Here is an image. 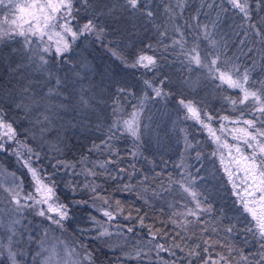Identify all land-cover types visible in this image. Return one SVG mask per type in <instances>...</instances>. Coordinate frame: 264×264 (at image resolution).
Instances as JSON below:
<instances>
[{
	"label": "snow or ice",
	"instance_id": "1",
	"mask_svg": "<svg viewBox=\"0 0 264 264\" xmlns=\"http://www.w3.org/2000/svg\"><path fill=\"white\" fill-rule=\"evenodd\" d=\"M225 2L232 10L241 14L247 27L264 44V17H261L258 23L252 22L253 5L250 0H220V12L227 11L222 7ZM160 3L164 4V13L169 14L171 19L174 12L183 14L187 0H177L175 8L166 0H160ZM214 5L216 0H208V8ZM159 7L160 4L154 3L153 0H0V10L7 13L0 19V153L11 149L12 155L17 157L27 174H30L32 188L31 191H25L23 180L17 177L15 172H0V176L4 177V182H0V190L6 194L5 198L10 205L8 216L13 217L7 222L0 217V229L6 232V235L0 237V264H35L38 257L41 258V264H76L72 260L75 249L68 250L63 247L62 254L60 246L63 242L57 240L56 243H50L49 239L53 225L63 230L65 221L71 218L69 205L62 202L57 195V183L53 176L60 168L67 171L75 168V165L55 160L52 173H47L42 165L35 166V162L41 160V153L19 139L20 133L17 127H14L17 121L10 118L9 113L14 111L18 115L23 114L24 119L32 115L29 123L38 130L41 139L55 130L58 123L61 127L67 124L68 127L99 129L101 122L97 110L102 103H107L105 97L108 96L112 100V115L115 117L121 111L120 97L131 93L128 88L119 86L116 82L114 92L109 95L108 89L114 81L113 69L94 63L95 58L90 60V53H85L89 46L95 45L103 48L125 68L153 72L158 70L164 56H157L158 49L153 45L147 44L139 50L134 48L129 59L124 54L120 41L125 34L131 35L149 27L155 28L161 37H165L167 32L161 30V26L156 23ZM262 8L264 0H255V10L260 11ZM220 12L217 13L218 17ZM192 20L194 26L201 30L203 38L208 40L214 49L217 48L220 42L211 39L209 25L200 23L199 14L194 15ZM176 31L180 39H173L171 47H180L184 57L181 63L185 65V70L191 72L200 69L208 79L218 82L217 88L238 90V99L225 97L234 109L238 105L248 106L251 119H244L243 112L241 117L235 120L228 116L219 117L220 120L234 125L242 124L227 129L228 135L235 141L230 144L227 139H222L221 135L217 134V129L213 128L211 123L213 116L202 109L197 101L183 93L177 95L175 101L178 108L184 112V118L200 124L216 144V150L211 155L218 158L236 202L242 212L251 218L253 224V227H248L245 231L252 233L259 248L264 250V80H253L248 68L241 71L235 63L229 66V61L222 60L219 52L205 51L202 56L199 45L186 49L184 33L180 31L179 26ZM244 35L247 36L248 33L245 32ZM243 43L244 41H241V44ZM81 44L84 45L83 48L80 47ZM223 46L227 47L226 42ZM168 47L164 46L165 53ZM248 51L253 49L249 48ZM169 82L167 76H162L157 83L144 80L143 83L146 88L151 89L153 97H149L145 92L139 106L133 107L130 119H113L107 127V138L102 140V145L112 150L114 146L110 142L117 138L116 132L122 128V134L132 137L138 147L144 131L149 129L148 125L142 126L140 119L145 102L154 98L167 100L173 96L171 91L165 90V85ZM183 83L189 88L196 86L189 81ZM66 116L70 119L65 120ZM225 131V124L221 123L219 132ZM31 138L35 139L36 133H32ZM11 142L16 144L14 149ZM185 144L186 148L192 147L186 136ZM100 149L101 145L93 144L91 150ZM56 150L59 151L58 148ZM137 154L132 153L133 156ZM196 158H201L200 152L196 153ZM111 162L109 160L107 163ZM107 163H101L99 167L106 169ZM84 174L93 177L97 175L92 169H87ZM175 183L179 186L180 193L193 203V207L186 206L184 212L176 213L181 219L172 220L171 223L187 234L190 226L206 225L208 222L201 217L204 213H211L213 208L207 202L208 198L204 192L197 187L195 178L178 180ZM84 187L96 193L99 186L85 184ZM127 188L126 185L125 190ZM96 198L103 200L105 205L109 203L106 197L99 194ZM116 206V212L103 210V216L107 218L105 222L90 217L96 227L102 229L98 232L97 239L113 235L104 223H111L117 215H123L119 200L116 201ZM2 211L3 209H0V212ZM29 215L32 216L31 221L28 220ZM189 217L192 219H188ZM124 219L132 220L134 217L129 213ZM138 223L140 227H146L143 217L139 218ZM216 230L215 227L211 229L212 232ZM233 230V227L225 229L227 233H232ZM125 231L132 233L134 226H127ZM201 231L207 232L209 228L203 227ZM116 235L122 236L123 233L118 231ZM149 235H157L151 231L150 226ZM33 244L36 245L34 250ZM203 245L202 251L199 243L188 247L187 250L180 244L174 243L172 247L186 251L187 264H193L197 259L201 264H232L229 255L233 251L239 252L241 260L246 264H253L247 255H243L241 249L233 247L230 243L221 244L209 236L203 239ZM217 245L226 248L229 255L216 253L214 258L209 248L214 249ZM81 247L85 248V259L89 264H93L92 253L87 251L86 246ZM157 249L158 252H171L172 256L176 255L175 251L163 244H158ZM126 255L127 258H133L130 254ZM256 255L259 259L255 264H261L264 261V251H259ZM140 256L138 251L134 258L140 259ZM172 264H175V261Z\"/></svg>",
	"mask_w": 264,
	"mask_h": 264
},
{
	"label": "trees",
	"instance_id": "2",
	"mask_svg": "<svg viewBox=\"0 0 264 264\" xmlns=\"http://www.w3.org/2000/svg\"><path fill=\"white\" fill-rule=\"evenodd\" d=\"M153 2L160 4L156 23L161 26V30L167 32V35L161 37L155 28L149 27L147 30H140L131 35L125 34L120 41V46L124 49V54L131 59L134 48L139 50L147 44L153 45L154 48L158 49L157 56L161 54L164 56L161 60V67L154 72L145 69L125 68L103 48L95 45L89 46L85 54L90 53L88 55L90 60L95 58L94 63L110 66L113 69L114 81L108 89L109 95L114 92L116 82L119 86L128 88L131 94L120 97L121 111L115 117L112 115V100L108 96L105 97L107 103H102L97 110L101 122L99 129L83 126L68 127L67 124L61 127L58 123L55 130L45 135V139L55 141L56 149H59V151L54 149L55 154L61 155L60 158L63 161L74 163L77 167L75 169L77 173L85 172L87 169H92L97 173L96 176H91L93 184L99 186L96 189L97 194L106 197L116 208V201L119 200L123 208V215L127 216L131 213L134 217L132 220L135 224L133 225L134 231L128 237L129 242L121 248H117L111 243L113 238L102 237L97 239V235L92 231L87 234L79 227L75 229L73 227L74 222H69V229L76 233L75 236H78L83 241L87 251L92 253L93 264H172L173 261L175 264L180 261L184 263L187 261L186 251L182 252L180 249L173 248L172 245L174 243L180 244L187 250L188 247L199 243L202 251L203 239H207L209 236L213 240L220 241L221 244L227 242L233 247L241 249L243 255H247L249 260L255 264V261L259 259L256 253L264 250L259 248L253 234L245 231L246 228L253 227V224L241 211L235 210L236 201L230 193L215 191L221 189L217 183L211 185L209 180H206L198 186L200 191L207 196V202L212 206L213 211L202 215L201 219L208 222L206 225L190 226L187 234L171 223L172 220H180L181 217L177 216L176 213H181L186 208H169L164 204H157L150 200L146 190L149 188H161L162 190L168 188L172 182L186 180L188 177V171L184 168V161L188 155L187 151L182 149L178 135L184 128L192 136L196 122L192 120V123H188L183 120V111L178 108L175 102L177 95L183 93L188 98L197 101L202 109L213 116L211 121L213 128L218 131L219 125L223 123L227 135V129L232 127L220 120L219 117L228 116L232 120L239 119L241 112H243L244 119L252 118L247 105H238L234 109L226 101L225 97L238 99L240 96L238 90L226 87L217 88L218 82L208 79L200 69H194L191 72L185 70V65L181 63L184 61V57L181 55L180 47H171L173 39H180L176 31L177 26L184 33L186 49L199 45L202 56L205 51L219 52L222 60L227 59L229 61V66L235 63L241 71L245 68L250 69L252 79L257 81L264 80V44L247 27L241 14L232 10L226 2L222 4V7L227 11L220 12V7H218L220 0H216V5L212 8L207 7L208 0H187L183 14L180 15L178 11L174 12L171 14V19H169V14L164 13V4L160 3V0H153ZM166 2L175 8L177 0H166ZM250 2L253 5L252 22L258 23L261 17H264V8L256 11L255 0H250ZM218 12H220L219 17L217 16ZM197 14H199L201 24L209 25V31L212 33L211 39L220 42L217 48L214 49L209 41L203 38L201 30L194 26L192 17ZM213 22H215L214 28ZM242 24L244 27H241ZM245 32L248 33L247 36L244 35ZM241 41L244 43L241 44ZM225 42L227 47L223 46ZM165 45L169 46L166 53L164 52ZM80 47L83 48L84 45L81 44ZM249 48H252L253 51L249 52ZM162 76L169 77L170 82L165 85V90L171 91L174 95L167 100L154 98L145 102L140 119L142 126L148 125L149 129L144 131L139 146L137 147L132 137L122 134L121 128V131L116 132L117 138L110 142L114 146L113 149L105 148L101 142L107 138V127L112 120L116 118L130 119L133 107L139 106L143 94L146 92L149 97L154 95L151 89L146 88L143 81L150 80L157 83ZM184 81H189L196 86L189 88L183 83ZM257 116H259L258 113ZM68 119L70 117L66 116L65 120ZM200 130V144L207 142L208 145V140L206 141L203 135L202 126H200ZM93 144L101 145V149L91 150ZM133 152L138 154L133 156ZM109 160L112 162L107 163ZM101 163H107L106 169L99 167ZM203 167L200 168L201 170L199 169L202 175L204 174ZM120 169H124V171H120ZM113 176L116 178L112 179ZM24 178V184H27L30 179L25 174ZM76 182V179L69 180V185L72 186ZM126 185L128 186L127 190H125ZM73 187L78 186L76 184ZM212 191L215 192L211 193ZM59 194L63 199L69 200L68 195L70 193L64 194L60 190ZM177 210L178 212H176ZM76 212H79V215L90 214L89 211L79 208L75 210ZM140 217L144 218L146 227L136 225ZM188 219L192 218L189 217ZM81 222H83L82 218L76 226H83ZM115 224H120L118 219H115L111 226ZM149 226L151 231L157 233L155 237L149 235ZM203 227H208L209 231L202 232ZM213 227L217 229L215 232L211 231ZM228 227H233L232 233L225 231ZM178 232L180 233L179 236L177 235ZM173 238L175 239L173 240ZM149 241L153 242L154 247L157 244H164L171 251H175L176 255L172 256L171 253L168 252L167 254L163 251L164 259L149 263L141 257L135 259V253L140 252L143 247L145 248ZM32 249H35V244L32 245ZM83 250L85 253L84 247ZM209 252L213 256H216V253L229 255L227 249L219 245L215 246L214 249L210 247ZM124 253L130 254L133 258H127ZM202 255L204 254L202 253ZM229 259L232 264H246L245 261L241 260L240 253L236 251L229 255ZM83 263L89 264L85 256ZM35 264H41L38 258ZM261 264H264V261Z\"/></svg>",
	"mask_w": 264,
	"mask_h": 264
},
{
	"label": "rangeland",
	"instance_id": "3",
	"mask_svg": "<svg viewBox=\"0 0 264 264\" xmlns=\"http://www.w3.org/2000/svg\"><path fill=\"white\" fill-rule=\"evenodd\" d=\"M4 15H7V13L0 10V19H2ZM184 116L185 114L183 112L182 117L185 122L190 123L192 121L191 119H184ZM9 117L14 118L17 121L14 127H17V131L20 133L19 139L27 143L29 146H31L36 151H39L41 153V160L38 162H35V166L42 165L47 173H52L54 171L52 164L55 162V160L63 161L60 158L61 155L59 154L56 155L54 152V149H56L55 141L53 139L52 140L45 139L46 136H44L43 139L40 138V134L38 130L35 127H33L31 123H29V120L33 118L32 115H30L28 119H24L23 114L18 115L16 112L13 111L9 113ZM224 122L228 124L229 126H231L232 128L242 126V124L234 125L227 121H224ZM200 126L201 125L196 122V125L193 127L192 136H190V134L184 128H182V130L180 131V134L178 135V139L180 140L182 144V149H184V151H187V155H188V157H186L184 161V168H186L188 171L187 179L195 178L197 187L203 184L206 180H209L211 185L212 183H217V185L221 189H216L215 191H224V193H230L234 201H236V197L233 195L231 185L227 181V176L223 172V168L220 165L218 158L211 155V153L216 150V144L211 140L206 129H204L203 135L205 136L204 138H206V141L208 140V145H207V142L200 144V141H199V137L201 136ZM25 129L30 130V131L28 132L23 131ZM32 133H36L35 139L31 138ZM217 134L221 135L222 139H227L230 144L235 143V141L231 139V136L227 135L226 132L220 133L218 130ZM185 136L187 137V141L192 145V147L186 148ZM207 137L210 139V143ZM11 144H12V148L14 149L16 147L15 142H11ZM206 148L208 149L206 150ZM200 151H201V158L198 160L196 158V153ZM67 162L71 163L70 161H67ZM71 164H74V163H71ZM202 167L204 170L203 175H202V172H200L201 170L200 168ZM76 168L77 167L70 168L67 171H65L63 168H60L58 171H56L55 175L53 176V179L57 183V189H56L57 195L62 202L69 205L70 210H71L70 211L71 218L65 221L63 230L58 229L56 228V226L53 225L52 231L50 232L49 239H50V243H56L57 240L63 242V244L60 246V250L62 254H63V247H67L68 250L75 249L73 256H72V260L75 261L76 264H85L83 263L85 253H84L83 247H81V245L83 246L85 245L83 241L79 239L78 236H75L76 233L73 230L69 229V222H74L73 227H75V229H78L79 227V229L83 230V232H86L87 234H89L90 231H92V233L98 236V232L101 231L102 229H98L94 221L90 219V217H95L96 220L105 222L107 218L103 216V210H109V211L116 212V207L113 206L110 203V201L107 205H105L103 203V200L96 198L97 191L96 193H93L91 192L90 188H85L84 187L85 184H93L91 180V176H86L84 174L86 171L77 173L75 171ZM0 172L5 173V174L9 172H15L17 177H20L23 180V183H25L24 182L25 180L24 174H25L27 178L30 179V181L27 184H24L25 191L32 190L30 174H27V170L21 166V164L17 160V157L12 155L11 149L6 153H0ZM201 177H203V179H201ZM73 179L77 180L76 184L78 187H73V185H76V184H73L72 186L69 185V180H73ZM0 182H4L3 176H0ZM60 190L64 194L70 193V195H68L69 196L68 201L65 198L63 199L61 197V195L59 194ZM215 191H212L211 193ZM146 192L150 200H152L153 202L157 204H164L169 208L184 209L186 208V206L193 207V203L190 201V199L187 198L186 196H183L180 193L179 187L174 182H172V184L168 188H163L162 190L161 188H149L146 190ZM5 197H6V194L3 193L2 190H0V209H3V211L0 212V217H2L7 222L9 219L13 217L8 216L10 205L8 204V201ZM78 201L82 203H77ZM83 202H86V203H83ZM77 208L83 209L87 212L89 211L90 214L88 215L80 214L79 215V212L75 213V210H77ZM237 209L242 212L240 205L236 202L235 210ZM185 210L186 209L182 210V212H184ZM176 212H178V210ZM243 214L248 218V220L251 221V218L246 213H243ZM81 218L83 219V222H81L83 226L81 225L76 226V224H79ZM116 219H118V222L120 224H115L111 226L113 224V221H112L111 223H104V226L107 227L109 231L113 233V235L107 236L108 238L110 237L113 238V242H111L113 246L117 248H121V246H124V244L129 242L128 237H130V234H132V233H127L125 231V228L127 226H133L135 224L132 221L133 219L125 220L124 215H117ZM28 220L29 221L32 220L31 215L28 216ZM136 225L139 226L138 221ZM20 230L21 231L23 230L22 226L20 227ZM118 231L123 233V235L122 236L116 235ZM4 235H6L5 230L0 229V237ZM148 247L152 249L151 250H149L150 248L146 249ZM35 248H36V245H35ZM140 253H141L140 257L142 259L143 258L146 259V262L148 263L151 261L153 262L154 260L164 259L163 254H162L163 251L158 252L157 246L154 247V244L151 241H149L146 244L145 248L143 247L141 249ZM154 254L156 255L154 256V259H152ZM213 257L216 258V256H213ZM38 259L41 262V258L38 257ZM176 264H187V261L184 263L180 261V262H177ZM193 264H201V262L200 260L197 259L196 261L193 262Z\"/></svg>",
	"mask_w": 264,
	"mask_h": 264
}]
</instances>
